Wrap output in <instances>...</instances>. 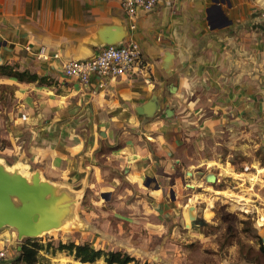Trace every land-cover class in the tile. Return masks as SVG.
Instances as JSON below:
<instances>
[{
    "label": "rangeland",
    "instance_id": "374dc122",
    "mask_svg": "<svg viewBox=\"0 0 264 264\" xmlns=\"http://www.w3.org/2000/svg\"><path fill=\"white\" fill-rule=\"evenodd\" d=\"M9 64L44 78L20 81L0 74V165L31 183L39 173L51 184L48 201L65 204L60 224L37 237L19 238L13 227L0 228V248L9 249L14 263L28 241L46 247L89 241L128 251L141 263L264 264L263 67L256 79L242 62L241 83L233 78L236 70L214 81L207 73L226 70L203 65L190 84L176 86L178 79L170 77L175 91L162 82L150 86L156 113L146 116L131 106L126 117L116 115L122 120L112 129V146L133 138L152 154L139 164L117 159L95 172L81 162L78 148L68 156L70 144L106 136L98 125L90 133L96 117L83 93L92 91L62 78L59 68L48 73ZM37 264L84 263L43 249Z\"/></svg>",
    "mask_w": 264,
    "mask_h": 264
},
{
    "label": "crops",
    "instance_id": "0c3cea01",
    "mask_svg": "<svg viewBox=\"0 0 264 264\" xmlns=\"http://www.w3.org/2000/svg\"><path fill=\"white\" fill-rule=\"evenodd\" d=\"M262 9L264 0H163L154 10L140 11L137 19H132L119 0H0V64L16 62L48 73L59 68L62 73V63L68 59L92 57L110 43L140 42L147 66L111 77L103 89L94 91L92 86L62 75L76 87L94 91L83 93L98 119H93L90 133L99 130L106 134L103 140L93 136L92 143L70 144L69 149L63 145L69 150L68 156L78 148L79 157L84 158L81 162L94 166L95 172L117 159L139 164L152 154L145 145L132 138L112 146L117 142L112 129L122 120L116 115L126 117L131 106L136 108L150 100V86L157 83L168 84L170 91L177 89L179 81L190 84L203 65H219L226 70L225 74L217 70L220 75L216 80V73H207L214 81L235 70L238 75L233 78L240 81L245 62L244 67L257 79L264 68V27L259 26L263 25ZM171 20L173 27L168 24ZM42 45L59 52L60 57L43 61L27 49L38 50ZM169 53L173 56L167 62ZM170 77L178 79L173 81L176 86ZM119 106L122 112L113 113ZM13 238L15 234L10 233V240ZM0 264H16L10 251Z\"/></svg>",
    "mask_w": 264,
    "mask_h": 264
},
{
    "label": "water",
    "instance_id": "95a60500",
    "mask_svg": "<svg viewBox=\"0 0 264 264\" xmlns=\"http://www.w3.org/2000/svg\"><path fill=\"white\" fill-rule=\"evenodd\" d=\"M214 1L224 2V0ZM172 56L173 54L169 53L166 61L170 62ZM158 105V99L153 96L147 102L138 105L136 109L140 114L153 116ZM166 112L168 115L172 113L169 108ZM50 189L51 184L42 181L39 173L34 174L31 183L22 174L11 176L0 165V228L7 225L15 227L18 237L23 238L37 237L45 230L58 226L60 208L65 204L48 201L47 195ZM14 197L21 201L20 205L15 203Z\"/></svg>",
    "mask_w": 264,
    "mask_h": 264
},
{
    "label": "built area",
    "instance_id": "2783aa9c",
    "mask_svg": "<svg viewBox=\"0 0 264 264\" xmlns=\"http://www.w3.org/2000/svg\"><path fill=\"white\" fill-rule=\"evenodd\" d=\"M125 12L132 19H137L140 11H152L163 0H119ZM261 23L264 25V9L260 11ZM133 26H136L133 22ZM28 51L37 59L49 61L59 58L60 53L49 51L42 45L38 50ZM144 51L136 40L123 44L110 43L99 48L96 55L89 58H73L62 63V73L66 78L76 79L95 90L103 89L108 79L120 74L132 73L147 66ZM8 257V250L0 248V263Z\"/></svg>",
    "mask_w": 264,
    "mask_h": 264
},
{
    "label": "trees",
    "instance_id": "16d2710c",
    "mask_svg": "<svg viewBox=\"0 0 264 264\" xmlns=\"http://www.w3.org/2000/svg\"><path fill=\"white\" fill-rule=\"evenodd\" d=\"M0 74L16 77L20 81H41L44 78L40 77L38 73H32L28 69L20 70L15 65L9 63L0 64ZM43 249H52L53 253L57 251L66 252L68 255H73L76 260L83 263H94L100 259H104L107 264H151L149 261L141 263L128 251L97 248L89 241H60L57 246L51 242L48 243L47 247L37 241H28L21 245L20 254L16 259V263L37 264L39 251Z\"/></svg>",
    "mask_w": 264,
    "mask_h": 264
},
{
    "label": "bare ground",
    "instance_id": "6f19581e",
    "mask_svg": "<svg viewBox=\"0 0 264 264\" xmlns=\"http://www.w3.org/2000/svg\"><path fill=\"white\" fill-rule=\"evenodd\" d=\"M254 175V174H253ZM251 175V179H253V181L255 180L256 178V174L255 176ZM250 178V177H249ZM14 231L17 232V229L15 227H13ZM104 264H107V263H104Z\"/></svg>",
    "mask_w": 264,
    "mask_h": 264
}]
</instances>
